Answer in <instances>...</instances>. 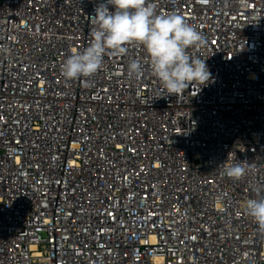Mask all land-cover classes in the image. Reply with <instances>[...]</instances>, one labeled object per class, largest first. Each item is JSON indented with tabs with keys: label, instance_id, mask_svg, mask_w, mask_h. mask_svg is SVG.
<instances>
[{
	"label": "built area",
	"instance_id": "2783aa9c",
	"mask_svg": "<svg viewBox=\"0 0 264 264\" xmlns=\"http://www.w3.org/2000/svg\"><path fill=\"white\" fill-rule=\"evenodd\" d=\"M104 2L0 0V264H264V0H150L207 40L180 96L127 77L137 45L61 75Z\"/></svg>",
	"mask_w": 264,
	"mask_h": 264
},
{
	"label": "clouds",
	"instance_id": "9594fccd",
	"mask_svg": "<svg viewBox=\"0 0 264 264\" xmlns=\"http://www.w3.org/2000/svg\"><path fill=\"white\" fill-rule=\"evenodd\" d=\"M91 24L90 44L69 55L61 65L65 79L94 76L104 67L106 55H125L129 45L142 47L146 54L144 59L129 60V79H140L147 65L167 93L180 96L190 85L200 87L211 78L205 59L189 51L206 46L205 36L179 14L158 13L150 0H105L95 7ZM223 171L239 180L249 167L241 162ZM244 209L264 235V196L248 199Z\"/></svg>",
	"mask_w": 264,
	"mask_h": 264
}]
</instances>
